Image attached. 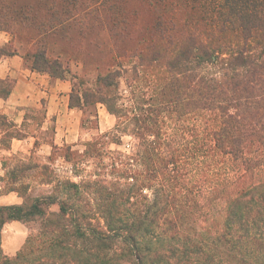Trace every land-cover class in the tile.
<instances>
[{
  "label": "trees",
  "instance_id": "trees-1",
  "mask_svg": "<svg viewBox=\"0 0 264 264\" xmlns=\"http://www.w3.org/2000/svg\"><path fill=\"white\" fill-rule=\"evenodd\" d=\"M214 1L219 27L237 31V39L223 52L189 38L176 59L195 107L218 114L212 126L199 128L190 155L149 139L156 134L143 109L128 117L102 98L120 118L119 131L133 124L141 139L136 150L115 151L107 169L87 142L85 156L107 170L80 181L53 177L46 164H14L8 184L28 177L53 184L37 195L27 193L29 183L8 187L22 201L0 204V230L10 220L34 225L13 255L0 244V264H264V0ZM1 20L0 30H11ZM4 47L0 55L16 52ZM33 55L32 69L63 77L44 49ZM191 58L199 70L193 78ZM208 64L216 70L210 73ZM108 77L99 80L106 84ZM11 87L0 79V96ZM11 124L0 113V128Z\"/></svg>",
  "mask_w": 264,
  "mask_h": 264
},
{
  "label": "rangeland",
  "instance_id": "rangeland-1",
  "mask_svg": "<svg viewBox=\"0 0 264 264\" xmlns=\"http://www.w3.org/2000/svg\"><path fill=\"white\" fill-rule=\"evenodd\" d=\"M218 8L214 0H0L2 20L7 18L11 25L6 31L11 38L4 48L16 49L30 67L38 48L45 50L48 59H57L65 70L63 77L48 75L52 82L63 81L68 105L79 117L78 131L65 142L60 137L66 128L56 136L53 119L44 114V99L30 107L26 116L33 121H25L23 129L37 136V142L51 144L32 148L30 154L21 151L8 156L1 176L3 190L21 182L29 183V195L51 190L53 182L41 184L32 177L8 184L7 173L17 163L46 164L53 177L80 181L109 169L115 151L134 152L141 139L131 130L133 124L119 131L120 118L102 98H111L109 103L128 117L143 109L156 134L149 139L190 155L199 128L212 126L218 114L195 107L193 94L182 87V69L176 59L180 60V47L189 38L206 40L223 52L237 39V31L219 27ZM196 64L191 58L186 66L192 78L199 71ZM206 68L210 73L216 70L209 64ZM108 74L102 84L99 78ZM0 133L5 144L10 135L21 134L11 125L0 128ZM87 142H94L101 151L107 169L100 168L98 158L85 156ZM22 223L18 249L34 225Z\"/></svg>",
  "mask_w": 264,
  "mask_h": 264
},
{
  "label": "crops",
  "instance_id": "crops-1",
  "mask_svg": "<svg viewBox=\"0 0 264 264\" xmlns=\"http://www.w3.org/2000/svg\"><path fill=\"white\" fill-rule=\"evenodd\" d=\"M10 38L11 36L6 31L0 30V47L6 46ZM0 79L13 80L8 95L0 96V113L11 121V127L21 132L19 136H11L7 141L8 145L0 139V204L9 205L20 203L22 198L16 190H3L1 176L4 171V161L12 153L24 151L30 154L32 148L50 146L51 144L44 140L37 142L36 140L39 139L37 136L28 134L23 129L25 121H33L32 118L26 116L30 112V107L44 99V114L46 119H53L56 136L66 128L60 137V139L64 137L65 142L68 141L72 132L78 131L79 117L75 116L72 107L68 105V96L64 91L63 81L52 82L47 73L36 71L27 66L23 57L16 52L0 55ZM45 122L46 120H44ZM27 126L30 127L29 124ZM41 128L43 129L45 126L42 125ZM53 142H57V139H54ZM17 232L20 235H17ZM23 233L24 225L20 220H10L3 224L0 230V244L5 254L15 253L21 244L23 236L21 234Z\"/></svg>",
  "mask_w": 264,
  "mask_h": 264
}]
</instances>
